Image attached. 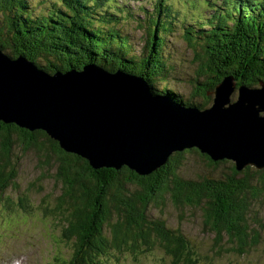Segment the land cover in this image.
Listing matches in <instances>:
<instances>
[{
  "label": "trees",
  "instance_id": "trees-1",
  "mask_svg": "<svg viewBox=\"0 0 264 264\" xmlns=\"http://www.w3.org/2000/svg\"><path fill=\"white\" fill-rule=\"evenodd\" d=\"M175 1L189 9L171 0L141 6L142 17L133 19L142 31L137 49L125 32L133 13L114 0H49L40 13L30 0H0V48L10 56L24 55L50 73L96 63L111 72L140 75L154 93L200 108L211 104L208 92L225 75L237 86L264 82V0ZM175 32L193 48L195 75L178 71L179 62L168 48ZM176 80H186L185 94L174 89L177 84L170 81ZM30 153L27 158L38 178L21 189V160ZM192 154L228 168L184 175ZM45 179L59 188L53 204L44 198L40 205L69 251L59 259L54 256L52 264H143L155 250L162 256L157 264H211L222 254L243 257L263 239L264 168L237 169L231 159L213 161L189 148L172 153L147 175L127 166L94 169L87 159L62 150L43 130L0 121L2 213L9 212L13 198L24 208L26 191ZM167 206L181 214L199 213L201 230L213 236L208 248L213 257L202 254L185 235L183 218L171 224L164 217Z\"/></svg>",
  "mask_w": 264,
  "mask_h": 264
},
{
  "label": "water",
  "instance_id": "water-1",
  "mask_svg": "<svg viewBox=\"0 0 264 264\" xmlns=\"http://www.w3.org/2000/svg\"><path fill=\"white\" fill-rule=\"evenodd\" d=\"M208 94L206 108L185 106L154 93L140 75L96 63L50 73L0 48V121L43 130L94 169L127 166L147 175L189 148L231 159L237 169L264 168V82L237 86L228 74ZM220 111L228 114L218 118Z\"/></svg>",
  "mask_w": 264,
  "mask_h": 264
},
{
  "label": "rangeland",
  "instance_id": "rangeland-1",
  "mask_svg": "<svg viewBox=\"0 0 264 264\" xmlns=\"http://www.w3.org/2000/svg\"><path fill=\"white\" fill-rule=\"evenodd\" d=\"M114 1L127 6L128 9L132 11L133 18H129L126 21L125 32L130 36L135 47L139 49L142 45V41L139 38L142 31L141 28H138L137 22L133 19L142 17L140 8L141 6L148 7L150 0ZM172 2L182 10L189 9L179 3V1L172 0ZM30 3L34 12L40 13L47 9L49 0H30ZM149 10H152V8ZM194 19L196 18L194 17ZM168 48L173 50L174 60L179 62L178 71L180 75H195L196 61L193 56V48L181 38L178 32H175L168 38ZM170 82H172V84L176 82L177 85L174 89L179 90V92L183 94H185L184 91L188 90L186 80ZM168 97L171 100L182 104V102L177 101L170 96ZM31 156H33V154H26L21 160V167L17 178V183L21 189L26 188L29 182L38 178V172L36 171L32 160L27 158ZM185 162V169H182L184 175H190L200 169L207 170L208 168H212L214 171L219 172L228 168L225 164L222 166L209 165L207 161L202 160L197 154H192V156ZM202 162L206 167H204ZM39 183H41V188H37ZM37 186L32 188L31 192L26 191L29 200L26 202L24 208L21 205L19 206L18 201L14 198L8 209V213L3 214L2 211L4 210V205L2 204L0 206V264H14L15 262H18L19 264H52L54 256L59 259L63 255L69 253L66 244L58 236V228L54 225L53 220L49 219V216L47 218L44 217L43 206L40 205L44 203L42 202L44 198L45 201L47 200L48 204H53L55 197L57 196L56 190H58L59 187H57L52 180L48 179L37 182ZM163 214L171 224H174L179 218H183L184 220L181 227L183 228L185 235L190 240H194L201 247L204 251L202 254H209L213 257V252H208L213 236L201 230L199 221L200 216L197 211L187 210L185 213L181 214L179 209H173L167 206L163 209ZM260 216L263 217L262 220L264 224V208L263 213L261 212ZM262 238V242L243 257L236 258L231 254H222L213 257L212 261L210 260V263L264 264V232L262 233ZM199 253H201L200 250ZM161 257L159 250L151 251L148 253L146 259H144L143 264H157Z\"/></svg>",
  "mask_w": 264,
  "mask_h": 264
},
{
  "label": "bare ground",
  "instance_id": "bare-ground-1",
  "mask_svg": "<svg viewBox=\"0 0 264 264\" xmlns=\"http://www.w3.org/2000/svg\"><path fill=\"white\" fill-rule=\"evenodd\" d=\"M169 95V94H168ZM171 95V94H170ZM221 96H225V95H223V94H221ZM238 96H240V94H238ZM234 110V109H233ZM237 110V109H236ZM174 112H176L175 110H173ZM234 112V111H233ZM219 114V113H218ZM228 114V112H226V111H220V114L218 115V118H219V116L221 115L222 117L223 116H226ZM216 115V114H215ZM196 116V115H195ZM173 117V116H172ZM193 118V120L195 121V122H198L199 121V119H196V117H192ZM230 123H233L232 121H229ZM256 124V123H255ZM258 124V123H257ZM223 126H224V124H222ZM252 125V124H251ZM222 142V144H223V142H224V140H222L221 141ZM232 142V141H231ZM237 150H239V151H243L244 149H243V147L242 146H238L237 147ZM241 153V152H240ZM16 264H18V263H16Z\"/></svg>",
  "mask_w": 264,
  "mask_h": 264
}]
</instances>
